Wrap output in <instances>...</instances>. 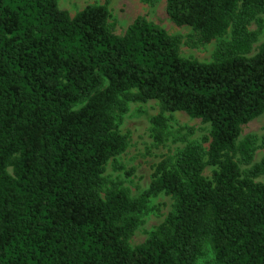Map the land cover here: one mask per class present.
Masks as SVG:
<instances>
[{
  "label": "trees",
  "instance_id": "trees-1",
  "mask_svg": "<svg viewBox=\"0 0 264 264\" xmlns=\"http://www.w3.org/2000/svg\"><path fill=\"white\" fill-rule=\"evenodd\" d=\"M165 2L203 43L231 28L214 60L182 57L178 37L142 16L115 34L104 4L70 16L56 0H0V264H194L208 245L217 264H264V152L251 163L254 136L239 140L264 112V41L250 54L248 30L264 25V0ZM150 99L155 142L166 111L208 123V136L157 162L139 196L118 184L101 195L106 163L127 146L116 116ZM160 192L171 211L130 247Z\"/></svg>",
  "mask_w": 264,
  "mask_h": 264
},
{
  "label": "rangeland",
  "instance_id": "rangeland-1",
  "mask_svg": "<svg viewBox=\"0 0 264 264\" xmlns=\"http://www.w3.org/2000/svg\"><path fill=\"white\" fill-rule=\"evenodd\" d=\"M60 9L74 16L85 6L91 4H104L109 12L108 23L115 34L124 33L127 26L137 17L142 16L147 21L159 25L169 35L178 37L179 54L185 58L196 59L203 62L214 60L220 43H227L231 38V28L220 38L203 43L199 34L188 25H176L166 12L165 0H56ZM260 17H264L261 14ZM248 30L256 32L250 54H254L261 42L264 41V25L252 20ZM161 112L159 100L127 101L126 109L116 116L119 132L126 136L127 146L117 156L109 159L105 165L103 176L105 185L101 192L113 184H118L128 192L129 196H139L149 186L153 179L154 167L163 158L173 160L177 151L189 142H201L203 136L209 134V124L199 118L188 116L182 111L163 112L167 125L165 140L157 143L152 137L151 117ZM247 135H253L255 150L251 163L258 162L264 152L261 139L264 135V112L241 127L239 140ZM207 146V143H203ZM242 166V167H247ZM11 171V168H9ZM213 167L205 166L202 174L211 176ZM172 198L165 193L151 195L139 214V224L130 234L128 243L134 248L145 243L149 233L163 222L172 209ZM214 253L207 246L205 255L194 264H217Z\"/></svg>",
  "mask_w": 264,
  "mask_h": 264
}]
</instances>
